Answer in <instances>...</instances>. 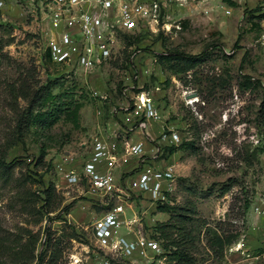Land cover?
<instances>
[{"label": "rangeland", "instance_id": "374dc122", "mask_svg": "<svg viewBox=\"0 0 264 264\" xmlns=\"http://www.w3.org/2000/svg\"><path fill=\"white\" fill-rule=\"evenodd\" d=\"M2 1L0 138L4 139L10 124L4 117L12 115L5 101L6 85L20 81L29 69L37 71L42 85L55 84V94L74 90L75 100L84 107L79 128L63 119L43 132L31 128L24 141L9 151L7 161L18 163L8 185L0 181V238L25 243L30 232L39 239L38 256L45 249V230L50 227L56 247L43 264H176L157 232L171 214L160 212L162 205L140 198L114 201L124 205L127 213L120 231L155 237L160 254L152 261L131 262L97 248L91 227L102 213L95 204L98 200L83 188L69 187L58 166L69 159L77 168L91 154L93 138L103 136L117 147L118 157L129 159L120 166L119 175L137 164L173 173L176 190L169 206L196 211L188 213L190 220L180 226L181 231H174L179 238L183 231L190 234L186 247L194 264H264L262 8L246 0H210L182 9L163 5L154 30L137 34L130 48L124 37L112 63L86 75L56 66L45 56L48 0ZM170 52L207 56L193 70L174 74L172 65L162 64L159 57ZM142 91L150 94L162 117L159 125L148 123L144 133L131 126L135 117L127 110L130 97ZM20 105L26 103L20 100ZM164 133L168 139L172 133L179 139L167 141ZM141 142V156H128L129 146ZM43 150L46 155L36 167ZM230 180L236 181L235 186L223 195ZM40 181L54 184V202L61 203L45 217L39 212L42 203L33 197L42 190ZM246 200L250 202L247 211ZM69 204L73 206L66 213L63 209ZM134 219L138 223L128 227L127 222ZM208 227L239 235L222 257H216L208 245ZM0 264L8 263L0 260Z\"/></svg>", "mask_w": 264, "mask_h": 264}, {"label": "built area", "instance_id": "2783aa9c", "mask_svg": "<svg viewBox=\"0 0 264 264\" xmlns=\"http://www.w3.org/2000/svg\"><path fill=\"white\" fill-rule=\"evenodd\" d=\"M209 1L168 0L169 3H163V0H48L50 13L45 51L49 52L54 65L70 71L79 69L88 75L112 63L126 35L136 36L145 30H154V26L159 25L163 5L173 4L182 9L186 6L205 5ZM246 2L260 6L264 12V0ZM4 7V2L0 0V12ZM227 12L229 14L231 11ZM130 98L127 110L129 115L135 117L131 126L143 132L147 131L150 122L160 124L162 117L150 94L142 91ZM163 135L167 141L176 142L179 139L175 133H172L170 139L165 133ZM143 151L144 143L141 142L130 145L127 155L141 156ZM126 157H118L117 147L105 137L95 136L89 157L82 158L77 168H73L69 159H66L63 166H58V170L62 172L69 187L83 188L98 200L95 204L102 209V213L91 227L97 248L120 254L131 262L136 259L152 261L161 252L159 241L138 233L124 235L120 230L126 222L125 206L113 203L122 198L129 201L140 198L156 207L169 205V197L176 190V183L170 170H156L141 164L119 175L120 166L129 161ZM137 223L138 220L134 219L127 222V226ZM75 264L83 263L77 261Z\"/></svg>", "mask_w": 264, "mask_h": 264}, {"label": "trees", "instance_id": "16d2710c", "mask_svg": "<svg viewBox=\"0 0 264 264\" xmlns=\"http://www.w3.org/2000/svg\"><path fill=\"white\" fill-rule=\"evenodd\" d=\"M137 36H125L129 43H125L127 48L133 45ZM45 56L51 60V56L46 51ZM207 56L206 53L200 55H187L184 53L174 54L172 52L161 54L160 62L162 64L172 65L170 69L174 74L187 73L193 70L197 65L203 62ZM30 70V69H29ZM27 71V74L17 83L6 85V100L12 115H7L5 119L10 120L8 128L5 129L4 139L0 138V181L4 185L10 182L13 171L17 166L18 161L8 162L9 151L24 141L25 136L31 128L37 131H46L51 129L61 119L71 123L74 127H80V111L84 104L76 101L75 91H66L60 94H55L53 88L48 85H42L40 79L36 76V70ZM249 80V78H248ZM20 100L26 103L25 107H21ZM14 124V125H12ZM45 151H42V157L36 163L38 167L44 156ZM42 190L40 193H34L35 201L41 202L42 205L39 212L42 217L55 213L61 203L54 202L56 189L54 184H46L40 181ZM236 181L230 180L222 193L225 195L234 186ZM36 206V205H35ZM72 204L66 206L63 211L68 213ZM250 207L249 200L245 201L244 210L247 211ZM160 212L171 214V220L168 223L159 224L157 232L163 240V248L170 255V260L176 264H194V258L186 247L187 238H191L190 234L182 233V238L175 237L176 232L181 231L180 226L188 222V213L195 215V210H187L183 208L171 207L168 204L159 206ZM205 224V223H204ZM208 245L216 257H222L227 247L231 246L239 235L229 233L228 231H215L208 227ZM29 240L23 243L22 239H10L8 236L0 238V260H6L8 264H32L37 260V264H43L45 257L50 251L55 250L56 241L50 233V227L45 230V249L36 256L38 237H34L32 233L28 234ZM155 238V237H154Z\"/></svg>", "mask_w": 264, "mask_h": 264}, {"label": "bare ground", "instance_id": "6f19581e", "mask_svg": "<svg viewBox=\"0 0 264 264\" xmlns=\"http://www.w3.org/2000/svg\"><path fill=\"white\" fill-rule=\"evenodd\" d=\"M193 102H195V101H193Z\"/></svg>", "mask_w": 264, "mask_h": 264}]
</instances>
